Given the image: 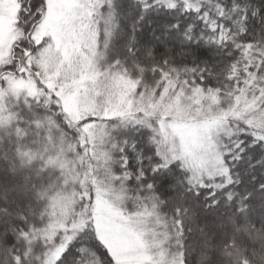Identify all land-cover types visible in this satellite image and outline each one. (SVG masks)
I'll return each instance as SVG.
<instances>
[{
	"label": "snow or ice",
	"instance_id": "1",
	"mask_svg": "<svg viewBox=\"0 0 264 264\" xmlns=\"http://www.w3.org/2000/svg\"><path fill=\"white\" fill-rule=\"evenodd\" d=\"M0 264H264V0H0Z\"/></svg>",
	"mask_w": 264,
	"mask_h": 264
}]
</instances>
